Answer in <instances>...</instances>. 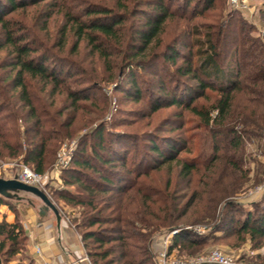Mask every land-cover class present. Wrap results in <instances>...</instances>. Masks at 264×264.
Instances as JSON below:
<instances>
[{
	"label": "trees",
	"instance_id": "1",
	"mask_svg": "<svg viewBox=\"0 0 264 264\" xmlns=\"http://www.w3.org/2000/svg\"><path fill=\"white\" fill-rule=\"evenodd\" d=\"M62 1V8L68 11L63 31L65 37L70 33L75 39L74 51L86 45L105 62V70L94 77L96 82L111 83L117 73L123 76L126 71L145 69L160 60L173 66L179 59L183 61L172 72L187 80L183 87L171 90L172 99L165 107L181 106L198 118L197 130L205 134L190 133L182 123H176L174 131L184 135L155 137L146 145L142 157L133 155L129 161L130 152L126 148L118 152L112 140L104 137L103 126L92 129L88 136L96 143L88 145V136L81 137L71 165L62 173L67 189L56 194L74 215L71 224L91 264H154L151 247L156 235L176 230L184 220L187 224L215 221L219 202L243 190L241 181L247 174L241 162L246 138L264 137V41L249 36L254 25L244 20L236 30L222 23L188 26L204 18L216 0H203L206 7L202 11L196 7L191 12L187 4L183 14L171 9V0H143L141 6L149 11L141 13L142 24L135 28L128 44L122 36L124 18L108 20L106 10L75 14L67 1ZM41 3L52 5L48 0H0V30L4 37L0 52L10 49L14 56L3 67L6 70L0 78L5 85L0 86V110L14 108V98L22 103L20 108L27 110L23 116L15 112L12 117L0 119V158L21 160L35 173L45 175L57 161L61 142L88 126L78 123L84 112L81 104L99 100L83 94L84 86H97L84 69L86 79H72L58 64L47 66L49 57L29 44L28 37L19 33L21 29L13 26L12 17L8 18ZM170 19L187 23L188 43H182L179 37L163 46L165 24ZM125 45L124 51H119ZM107 48L114 49L121 58L117 72L113 54ZM222 58L227 60L225 66L220 63ZM28 79H38L43 87L37 91ZM132 85L135 88L136 83ZM115 88L118 90L119 84ZM137 92L134 97L139 100ZM207 92L212 96L208 97ZM204 98L212 103L199 105ZM108 105L101 102L102 116L108 113ZM22 119L23 126L10 127ZM196 139L203 142V149L194 156L199 147ZM182 152H188L190 157H182ZM117 163L134 179L125 183L123 175L113 171ZM238 223L239 227H235ZM221 225L219 230L228 235L236 233L242 241L254 243L256 249L264 248V209L257 215L248 212L243 221L231 218ZM27 243L19 219L13 224L1 222L0 264L21 256ZM202 244L189 233H180L170 252L195 250ZM252 264H264V255L257 256Z\"/></svg>",
	"mask_w": 264,
	"mask_h": 264
},
{
	"label": "rangeland",
	"instance_id": "2",
	"mask_svg": "<svg viewBox=\"0 0 264 264\" xmlns=\"http://www.w3.org/2000/svg\"><path fill=\"white\" fill-rule=\"evenodd\" d=\"M48 1L52 3L51 6H45L41 3L38 6H32L26 10H19L14 16H9L8 18L12 17L13 26H15L17 30L21 29L19 33L28 37L27 41L29 44L32 43L35 47H39L40 52L49 57L47 66L50 64L52 65V63L58 64L60 67H63L65 76H72V79H78L79 77L86 79V75L82 73V69H84L89 77L93 79L92 81L96 82L97 80H94V77H97L105 70V62L97 59V55H93L91 47H87L86 45H82L78 51H74L75 39L71 38L72 35L70 33L65 37L66 32L63 31L67 24L66 13L68 12L66 9L62 8V5H64L63 1ZM66 1V5L75 14H82V11L86 13L88 11L102 12L106 10L110 17L108 20H115L117 17L124 18L122 36L126 44L130 43L129 39L134 33L135 28L140 27L142 24L141 21H143L144 18L141 13L149 11V8L141 6L143 0ZM171 1H173L171 9L181 14L184 13L187 4H190L188 10L191 12L196 9V7H198V11H202L206 7L203 0H190V3H188L189 0ZM244 5L246 8L238 10L232 7L230 0H216L215 6L205 11L204 18L193 20L188 26L199 27L200 25L207 26L222 23L231 30H236L240 27L241 21L244 20L248 25H254V30L249 31V36L264 41V17L262 14V12L264 13V0H245ZM228 16L230 17L228 18ZM165 26L167 28V34L162 36L164 41L163 46L172 44L173 40L179 37L182 43H188L189 38H186L187 23L181 22L179 19H170L166 22ZM62 35L64 38H62ZM3 39L4 37L0 30V43L3 42ZM64 43L66 45L62 48L61 45ZM125 47L126 45L122 48L119 47V51H124ZM115 48L117 50V46H115ZM107 49L110 51L109 53L113 54L112 60L116 65H114L116 69L117 64L121 62V58L117 56V52H113L114 49ZM231 50H233V46H231ZM10 51V49H7L0 52L1 79H3L6 70H4L3 67H6L14 59ZM181 51L183 52V49H181ZM186 53L187 52H184V54ZM58 57L62 60L55 62V59ZM226 62L227 60L223 58L220 61L222 66H225L224 64ZM182 65L183 61L181 59L178 60L176 66L160 60L147 66L145 69L135 68L132 72L126 71L123 76H121V73H117V78L111 83L106 81L101 82L100 80L96 83L93 82L97 85L95 87L96 89H93L94 84L92 83L88 84L87 88L84 86L85 90L83 94L89 97H95V99L99 101H88L81 104L84 112L79 115L78 123L82 122L88 124V126L81 128L73 138L61 142L60 149L62 146L72 143H77L78 147L81 137L85 138L92 129H97L102 126L104 127V137L109 142L112 140L118 152L124 151L125 148L130 152L128 157L129 161H131L133 155H137L138 158L142 157L143 153H146V145H148L151 139H156L155 137H176L184 135L182 131H174L176 123H182L185 127L184 130H190V133L204 135V130H197L199 123L198 118L193 117L188 111L183 110L181 106L165 107L172 99L169 95V93L173 91L172 89L183 87L182 84L187 80V78L179 77L177 73L175 75L174 72H172L176 71L177 67ZM115 71L117 72V69ZM29 81L36 87L37 91L43 87V84L40 83L38 79ZM132 82L136 83L135 88ZM118 84L119 88L115 90ZM0 86L5 87L2 81H0ZM137 91H139L141 95L139 100L134 97L135 94L138 93ZM206 95L208 97L212 96L210 92H207ZM13 100L15 104L14 108L0 110L1 120H4L6 117H12V114L15 112H18L21 116L26 113V109L20 108L22 103H19L15 98ZM101 102H107V105L109 104V110L106 116H102L100 113ZM211 103L212 102H209L207 98L198 101L199 105L207 106ZM158 105L161 106L157 111H154V108ZM23 121V119L18 120L17 125L11 123L10 127L18 129V125H24L22 124ZM196 141L199 147L196 148V152L193 154L194 156L203 149V142L200 141V139H196ZM118 142L120 144H118ZM93 143H96V139L88 136L87 144L90 145ZM121 144L124 146H121ZM242 154L241 167L243 172L247 174V178H243L246 180L241 181L244 183L243 190L236 196L219 202L216 210V222L187 224V220H184L177 228L181 231L180 233H189L191 238L200 240L203 244L195 250H174L171 255L173 259L189 261L205 256L210 251L218 249L235 257V259L244 264H252V261H256L257 256L264 255L263 247L256 249L254 243L248 240L242 241L236 233L232 232L228 235L227 232L219 230V227L222 226L221 224L228 223L231 218L243 221L248 212L257 215L264 209V137L261 140L246 138V147ZM181 156L190 157V154L188 152H182ZM22 165L24 164L21 160L0 158V178L5 180L17 178ZM52 170L53 168L47 173L48 180L47 186L44 189L45 194L59 211L62 221H64V223L74 231L75 235L79 237L71 224L74 215H72L71 210L65 206L63 200H60L56 196L57 193H62L67 189L62 180V174L60 178H58L56 174L52 175ZM113 171L117 174H122L125 178V183L134 179V176L127 175V170L122 168L119 163L116 164ZM238 175L242 177V173H238ZM159 176H161V174ZM20 197L23 199L19 201L0 197V201L4 203L0 205V223L4 221L7 222L9 216L8 210H11L14 216V222L16 219L22 222L23 215L19 210L20 207L30 208L31 204L35 205L36 207L33 212L37 214V216L40 210L41 212L44 211V204L38 198L24 194H21ZM46 216L55 217L50 211L45 212L43 217ZM239 223L235 227H239ZM186 228L190 230L186 231ZM198 228L205 229V233L202 236L196 235L193 232L198 230ZM164 234L166 233L156 235L154 239ZM151 254L154 259V264H160L152 247ZM7 264L34 263L26 247L21 256L16 257L14 261Z\"/></svg>",
	"mask_w": 264,
	"mask_h": 264
},
{
	"label": "crops",
	"instance_id": "3",
	"mask_svg": "<svg viewBox=\"0 0 264 264\" xmlns=\"http://www.w3.org/2000/svg\"><path fill=\"white\" fill-rule=\"evenodd\" d=\"M35 207L31 204L30 208H19L23 215L21 223L28 239L27 252L33 263L38 264L44 259L57 264H88L85 250L74 231L64 221L59 228L56 218L43 217L41 210L37 216L33 212ZM8 213L7 222L12 224L14 216L11 210ZM35 247L40 248V256L36 254Z\"/></svg>",
	"mask_w": 264,
	"mask_h": 264
},
{
	"label": "built area",
	"instance_id": "4",
	"mask_svg": "<svg viewBox=\"0 0 264 264\" xmlns=\"http://www.w3.org/2000/svg\"><path fill=\"white\" fill-rule=\"evenodd\" d=\"M233 8L243 9L246 8L244 5L245 0H230ZM77 150V143H72L70 145H64L59 151L57 161L53 167L52 175L56 174L58 178L63 173L65 169H67L74 158L75 152ZM40 175L32 171L29 167L22 165L20 167V173L17 176V180L25 185L36 187L42 190L45 193V188L47 186V176ZM190 230L186 228V231ZM180 230L176 229L162 236H158L153 240L152 249L156 254L157 260L160 264H244L243 262L235 259V257L221 251L218 249L210 251L205 256L192 259L189 261H183L181 259H173L171 257L172 252H170V248L175 243V238L180 234ZM196 235L202 236L205 233V229L198 228V230L193 231ZM36 254L40 256L41 250L39 247H35ZM85 260L88 264H91L87 257ZM38 264H57L53 261L49 260H40Z\"/></svg>",
	"mask_w": 264,
	"mask_h": 264
},
{
	"label": "water",
	"instance_id": "5",
	"mask_svg": "<svg viewBox=\"0 0 264 264\" xmlns=\"http://www.w3.org/2000/svg\"><path fill=\"white\" fill-rule=\"evenodd\" d=\"M21 194L31 195L41 200L44 204V211H42L41 215L44 216L45 212L48 211L52 212L60 228L62 218L59 214V211L42 190L36 187L25 185L19 182L17 178L12 180H5L0 178V197L5 199H16L19 201L23 199L20 197Z\"/></svg>",
	"mask_w": 264,
	"mask_h": 264
}]
</instances>
